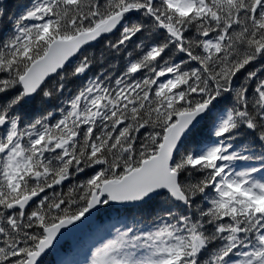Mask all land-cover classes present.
Wrapping results in <instances>:
<instances>
[{
  "label": "snow or ice",
  "instance_id": "obj_1",
  "mask_svg": "<svg viewBox=\"0 0 264 264\" xmlns=\"http://www.w3.org/2000/svg\"><path fill=\"white\" fill-rule=\"evenodd\" d=\"M0 264H264V0H0Z\"/></svg>",
  "mask_w": 264,
  "mask_h": 264
}]
</instances>
